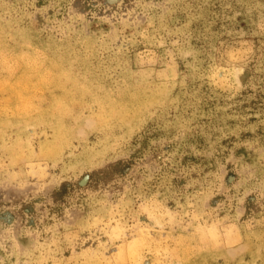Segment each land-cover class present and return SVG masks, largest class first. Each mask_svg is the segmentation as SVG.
<instances>
[{"label": "rangeland", "instance_id": "374dc122", "mask_svg": "<svg viewBox=\"0 0 264 264\" xmlns=\"http://www.w3.org/2000/svg\"><path fill=\"white\" fill-rule=\"evenodd\" d=\"M0 264H264V0H0Z\"/></svg>", "mask_w": 264, "mask_h": 264}, {"label": "bare ground", "instance_id": "6f19581e", "mask_svg": "<svg viewBox=\"0 0 264 264\" xmlns=\"http://www.w3.org/2000/svg\"><path fill=\"white\" fill-rule=\"evenodd\" d=\"M19 73V72H18ZM18 73H15V74H18ZM29 73V72H28ZM44 73H45V71H44ZM51 73V72H50ZM53 73V72H52ZM48 74V73H47ZM65 74V73H64ZM31 75V74H30ZM46 75V74H45ZM67 75V74H66ZM19 77H21V76H19ZM26 77V76H25ZM53 77H54V75H53ZM61 77V76H60ZM18 78V77H17ZM16 78V79H17ZM47 78V77H46ZM67 78H68V76H67ZM25 80H26V78H25ZM23 83V82H22ZM27 83H28V81H27ZM26 83V84H27ZM20 85V84H19ZM29 87V86H28ZM20 88V87H19ZM27 88V87H26ZM22 89H23V87H22ZM19 90V89H18ZM57 101V100H56ZM55 142V141H54ZM48 143V142H47ZM44 146V145H43ZM136 253V252H135Z\"/></svg>", "mask_w": 264, "mask_h": 264}]
</instances>
